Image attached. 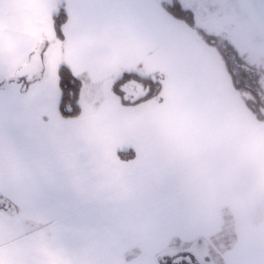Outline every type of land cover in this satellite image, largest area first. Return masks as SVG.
Returning a JSON list of instances; mask_svg holds the SVG:
<instances>
[{"label": "crops", "instance_id": "obj_1", "mask_svg": "<svg viewBox=\"0 0 264 264\" xmlns=\"http://www.w3.org/2000/svg\"><path fill=\"white\" fill-rule=\"evenodd\" d=\"M163 1L0 0V197L15 207L0 205V264H163L203 248L223 264H264V121L234 73L264 83V33L252 29L264 0H201L216 34L226 16L249 18L233 30L239 47L226 38L229 58ZM54 48L58 68L92 86L144 65L161 76L162 103L134 110L97 87L102 105L63 117L59 70L39 72ZM36 53L35 73L16 78ZM134 136L135 156L121 159Z\"/></svg>", "mask_w": 264, "mask_h": 264}, {"label": "rangeland", "instance_id": "obj_2", "mask_svg": "<svg viewBox=\"0 0 264 264\" xmlns=\"http://www.w3.org/2000/svg\"><path fill=\"white\" fill-rule=\"evenodd\" d=\"M169 1H171V0H169ZM181 2L185 6L193 8L195 16H196L195 17L196 21H195L194 25H191L190 23H188L184 19H178V21L181 22V24L183 26H185L186 28L188 27L190 29V31H193L194 35H196V36L198 35L199 37L197 36V38L199 40L203 39L199 34L200 33L199 28L200 27H203V28L207 29L208 31H212L213 34H216V32L218 33L219 28L217 26L216 19H215L216 18V14H215V10H214L215 8L205 7V9H203L204 5H201L202 4L201 0H181ZM216 3H217L216 0H206V5H208V6H214V4H216ZM203 10H205V11L203 12ZM210 11L214 15L213 18L205 17L206 14L209 13ZM225 20L227 22V27L224 28L223 27L224 24L222 23L221 28H220V30L221 29L225 30L224 35L220 34L221 32L219 34H216V35L220 36L223 39L230 37V39H232L237 44V46L240 45L239 31L235 32L233 30L236 29L235 28L236 25L240 26V24L249 23V18L244 17V16H240L239 20L236 21V20H233V18H229L226 16ZM252 29L256 30V31H261L264 33V23H260V24L256 25L254 22V26H252ZM59 39H60V41H59V45L57 47H62L64 38H59ZM210 46L217 48L219 50V48L214 43L210 42ZM56 51H57V48H54L50 53H48L46 51L49 61L46 62V64L43 61L40 62V65H39V72L40 73L45 72L46 75H48L49 77H52L53 74H56L55 70L56 69L59 70V68H58L59 65L56 64L54 61V58L56 56V54H55ZM41 52L43 53V50H41ZM31 59H32V57H31ZM140 62H142V61H140ZM128 69L131 72H138L142 76L139 75L138 73L137 74H131L128 77V79L124 80L122 83L107 82L105 85L96 84L94 86H92V80L89 77L83 79L84 87H83L82 98H81L83 110L85 112H88V111H91L92 109H94V107H96L98 105H102V101L104 100V98L102 96H100L99 94L98 95L95 94L97 87H100L99 89L101 90V92L103 91L104 94L113 93L112 91H117V90L122 92L125 96L124 97L125 106H127V107L132 106V107H134V110L137 109V110L141 111V110H145V109L158 107V105L160 103H162V100H163L162 94L160 93V91H158L154 87H152L149 83H146L143 79L145 78V75H146V76L152 77L154 80H160L159 77L161 78V76L156 75L155 71L151 72V73H150V71H148L145 73L144 65H142V64H139L138 66H134L133 68H128ZM19 71L20 70H17L14 73L16 78H18V77L20 78ZM125 72H127V71H125V70L121 71L116 76V80H118L119 77H122ZM239 72L240 71H238V73L234 72L237 81H239L240 84L244 83L245 86L248 87L247 89H237L236 88L238 90L240 96H242V97L244 96V97H248V98H250V97L255 98V94L253 93L254 89L256 87H260V88L264 89V85H261L262 87L259 85V82L260 83H263V82L262 81L258 82V80H254L253 83H251V84L246 83L247 81L243 79V77L241 76V74H239ZM23 76H24L23 78L27 79V78H29L30 75L25 74ZM0 78L3 80V79H5V76L0 74ZM251 87H253L254 89L250 90ZM149 93H153V95L151 97H148ZM93 96L98 97L99 98L98 100H100L101 102L99 101L97 103V100H94L92 102ZM135 144H136V141H135V136H134L132 139L126 140V142L124 143V146H123L125 149H123V150H128V154L130 152L133 153L130 149H136ZM123 159L125 160V158H123ZM115 186H116V184H113V183L104 182V184H103V187L106 190L107 189H113ZM100 189L101 188H96V190H100ZM13 208H15V207H13ZM164 258L168 262L171 261L173 263H177L178 261L185 258L189 261H192L194 264H223V263H221V260L218 259V256H214L206 248H203L201 250L200 249H194V251H192V252L180 251V249H178L176 252H171L170 254L165 255Z\"/></svg>", "mask_w": 264, "mask_h": 264}, {"label": "trees", "instance_id": "obj_3", "mask_svg": "<svg viewBox=\"0 0 264 264\" xmlns=\"http://www.w3.org/2000/svg\"><path fill=\"white\" fill-rule=\"evenodd\" d=\"M163 8L170 13L171 15L175 16L178 19H184L191 25L195 24L196 16L194 13L193 8L185 6L181 0H164L162 2ZM54 20V27L55 32L58 38H65L64 34V25L68 20V12L66 6L62 5L58 11H56L53 15ZM200 36L206 40L207 42H211L216 44L219 50L224 53L226 58H229V55L235 51L234 45L229 42L227 39H223L220 36L209 32L207 29L200 27L199 28ZM228 64L230 68H232L231 63ZM138 72H131L127 71L123 74V76L118 80V83L127 80L131 74H137ZM141 75L140 73H138ZM142 76V75H141ZM160 76V75H159ZM236 78V77H235ZM160 80H154L152 77L146 76L143 79L146 83H149L152 87L156 90L160 91L162 89V79L159 77ZM59 81H60V89H61V96L59 102V111L60 114L65 118H73L78 117L83 112V105L81 103L82 92H83V80L82 78L77 75L68 64H62L59 68ZM3 80L0 78V84ZM236 86L239 89H247L244 84H240L239 81L236 79ZM239 84V85H238ZM254 88L251 87L250 90ZM119 94H122L120 91H116ZM255 98H246V101L250 108L254 111L258 119L264 121V89L260 87H256L254 89ZM153 93H149L148 97H151ZM122 102L125 103V100L122 99ZM130 152V151H129ZM120 158L125 159H132L135 154L129 153L128 150H118L117 152ZM1 198V197H0ZM4 201V204L10 205V207H14V204L11 202H7L5 199H1ZM165 255L161 256V261L163 264H194L192 261L187 259H182L177 263H173L171 261H167L164 258Z\"/></svg>", "mask_w": 264, "mask_h": 264}, {"label": "water", "instance_id": "obj_4", "mask_svg": "<svg viewBox=\"0 0 264 264\" xmlns=\"http://www.w3.org/2000/svg\"><path fill=\"white\" fill-rule=\"evenodd\" d=\"M37 66H38V55L35 54L32 57L30 63L24 66L22 69H20L19 74L20 75H25V74L33 75L37 69Z\"/></svg>", "mask_w": 264, "mask_h": 264}]
</instances>
